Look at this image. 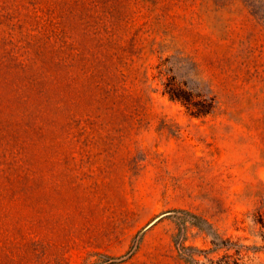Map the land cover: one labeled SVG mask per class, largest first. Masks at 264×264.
Here are the masks:
<instances>
[{"label":"rangeland","instance_id":"1","mask_svg":"<svg viewBox=\"0 0 264 264\" xmlns=\"http://www.w3.org/2000/svg\"><path fill=\"white\" fill-rule=\"evenodd\" d=\"M0 264H264V0H0Z\"/></svg>","mask_w":264,"mask_h":264},{"label":"trees","instance_id":"2","mask_svg":"<svg viewBox=\"0 0 264 264\" xmlns=\"http://www.w3.org/2000/svg\"><path fill=\"white\" fill-rule=\"evenodd\" d=\"M165 92L170 96V98L181 101L193 115H205L209 113L213 107V99H211V97L210 101L205 100V102L196 103L193 100L191 93L187 90H181L167 85Z\"/></svg>","mask_w":264,"mask_h":264}]
</instances>
